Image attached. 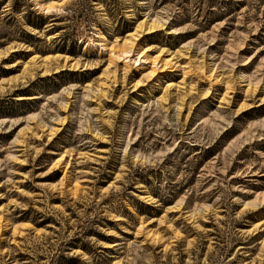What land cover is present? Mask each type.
Masks as SVG:
<instances>
[{"label":"rangeland","instance_id":"1","mask_svg":"<svg viewBox=\"0 0 264 264\" xmlns=\"http://www.w3.org/2000/svg\"><path fill=\"white\" fill-rule=\"evenodd\" d=\"M0 264H264V0H0Z\"/></svg>","mask_w":264,"mask_h":264}]
</instances>
